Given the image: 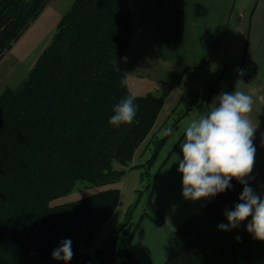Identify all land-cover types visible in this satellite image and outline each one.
<instances>
[{"label": "trees", "instance_id": "obj_1", "mask_svg": "<svg viewBox=\"0 0 264 264\" xmlns=\"http://www.w3.org/2000/svg\"><path fill=\"white\" fill-rule=\"evenodd\" d=\"M49 0H0V60L45 8ZM249 12L244 51L233 66L250 80L245 66ZM129 0H72L61 15L49 44L28 74L16 86L0 92V264H65L52 252L71 239L73 258L68 264H137L132 237L140 221L162 225L163 217L151 205L157 175L183 135L168 151L152 177L148 171L168 136L150 137L152 153L131 163L137 148L151 134L170 87L132 95L119 69L130 42ZM207 81L197 99L206 113L218 82ZM134 96L138 106L131 125L109 124L113 107ZM184 111L169 123L178 128ZM167 126V127H168ZM166 127V128H167ZM154 134V133H153ZM119 164L120 167H117ZM142 169L147 206L137 221L132 211L113 228L93 252L85 247L120 204L113 186L128 169ZM77 181L104 188L81 198L50 205L70 192ZM243 185L235 179L199 212L182 220L173 232V247L160 264H262L264 242L246 231L250 218L230 231L225 209L239 202ZM125 243L121 244L123 237ZM237 237L240 239L238 240Z\"/></svg>", "mask_w": 264, "mask_h": 264}, {"label": "crops", "instance_id": "obj_2", "mask_svg": "<svg viewBox=\"0 0 264 264\" xmlns=\"http://www.w3.org/2000/svg\"><path fill=\"white\" fill-rule=\"evenodd\" d=\"M235 4L236 0H129L132 34L119 69L132 95L170 87L154 128L166 121L180 103L184 94L181 85L189 73L192 76L187 78L188 86L195 81L196 72L213 63L220 65L223 57H227L222 54V44ZM236 37L229 33V45L237 43ZM245 66L249 81L242 78L233 63H226L218 90L209 97V107L218 94L235 89L253 98L249 118L256 128L253 140L256 152L249 184L252 180H264V0H257L250 18ZM182 141L183 138L161 167L151 199L152 207L163 217V224L144 218L132 237L137 264L162 263L173 247L177 225L213 198L195 202L183 198L182 176L176 162V156L183 158Z\"/></svg>", "mask_w": 264, "mask_h": 264}, {"label": "clouds", "instance_id": "obj_3", "mask_svg": "<svg viewBox=\"0 0 264 264\" xmlns=\"http://www.w3.org/2000/svg\"><path fill=\"white\" fill-rule=\"evenodd\" d=\"M239 74L243 76L244 71ZM134 100L129 95L116 103L109 124L117 128L131 125L138 108ZM253 103V98L241 90L218 94L206 113L187 122L180 144L183 158L176 156V162L185 200L195 202L215 197L229 189L233 179L242 184L239 202L232 210L225 209L227 223H220L218 228L230 231L250 218L246 231L253 239L264 242V198L247 182L254 169L256 152L253 143L256 128L249 118ZM162 135H174L172 126L163 129ZM73 255L72 241L65 239L53 250L52 259L68 264Z\"/></svg>", "mask_w": 264, "mask_h": 264}, {"label": "rangeland", "instance_id": "obj_4", "mask_svg": "<svg viewBox=\"0 0 264 264\" xmlns=\"http://www.w3.org/2000/svg\"><path fill=\"white\" fill-rule=\"evenodd\" d=\"M71 2L72 0H49L42 12L34 21H32L30 26L13 44L12 48L0 60V90H2L5 86H16L28 74L42 50L49 44L61 15L69 8ZM253 2L254 0H236L234 12L228 25V32L222 44V54L223 56L227 55V57H223L220 65L213 63L212 66H208L202 71L196 72L195 81L189 83V86L186 81L187 78H190L189 75L192 76V74L189 73V75L185 77L186 83L184 82L181 85V87H184V94L182 95L180 103L177 105L178 107L176 106V109L174 108L172 114L166 121H163L162 124H159V122L156 124L157 126H155V128L153 126L151 134L137 148L131 162L132 164L143 162L149 158L153 149L151 144H147L149 138L151 136H162L163 129H165L169 123H172V121H174V119L184 111H188L181 117L174 135L168 136L155 161L152 165H150L148 169L150 173L149 177L153 176L168 151L177 141L180 134L183 133V129L187 122L198 118L199 115L202 114L199 112L196 105L198 103L197 99L206 89L208 83L207 81H215L217 75L222 71L227 62L239 63L241 61L246 40L249 12L252 8ZM229 33H232L233 35L235 34L238 37L237 43L229 45ZM2 86L4 87L1 89ZM162 89L164 88L159 90ZM146 93L147 92L142 94ZM163 115L164 112H162L160 121L162 120ZM116 166L120 167L119 164H116ZM262 166H264V164H262ZM141 171L142 169L137 168L128 169L122 178L113 185L119 187L121 190V202L114 210L111 217L102 224L96 237L85 247L86 251L93 252L96 248H98L103 238L113 228L124 222L125 215L128 211H132V221L135 222L144 210H148L147 198L149 192L146 187V180L140 179ZM262 175H264V171H262ZM249 185L258 194H260L262 198H264V180H252ZM102 188H104V186L99 187L86 181H77L74 188L70 192L51 200L50 205L75 200ZM125 240L126 237L124 236L121 244L125 243ZM262 264H264V262H262Z\"/></svg>", "mask_w": 264, "mask_h": 264}]
</instances>
